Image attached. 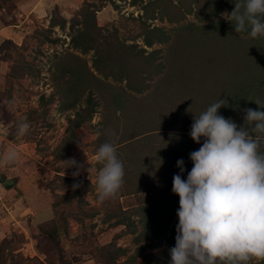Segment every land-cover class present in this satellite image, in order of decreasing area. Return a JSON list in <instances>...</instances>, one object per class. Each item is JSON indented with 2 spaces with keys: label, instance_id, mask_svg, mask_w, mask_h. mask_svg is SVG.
Instances as JSON below:
<instances>
[{
  "label": "rangeland",
  "instance_id": "rangeland-1",
  "mask_svg": "<svg viewBox=\"0 0 264 264\" xmlns=\"http://www.w3.org/2000/svg\"><path fill=\"white\" fill-rule=\"evenodd\" d=\"M230 2L214 12L211 0H0V177L8 180L0 178V264H170L179 217L164 229L157 211L179 201L177 161L186 180L189 154L203 143L175 112L192 97L201 107L224 100L226 118L249 95L264 102V37L235 32L222 15ZM213 24L228 33H206ZM209 61L213 71L201 68ZM21 119L30 125L24 136ZM105 142L125 177L115 198L100 201L96 153ZM13 148L18 159L8 165L2 157Z\"/></svg>",
  "mask_w": 264,
  "mask_h": 264
},
{
  "label": "clouds",
  "instance_id": "clouds-1",
  "mask_svg": "<svg viewBox=\"0 0 264 264\" xmlns=\"http://www.w3.org/2000/svg\"><path fill=\"white\" fill-rule=\"evenodd\" d=\"M234 4L233 11L222 15L235 32L250 29L252 38L264 37V0H234ZM254 101L261 110L245 109L243 125L219 114L225 105L222 99L195 114L190 136L198 144L203 138V143L189 154L193 167L186 180L182 178L185 162L177 161L180 174L173 177L172 192L179 196V223L170 264L264 260V102ZM29 130L26 120L18 121L17 135ZM2 159L13 165L18 151H6ZM96 163L101 165L96 178L98 199L115 198L124 184L125 168L114 143L98 148ZM79 174V169L73 172Z\"/></svg>",
  "mask_w": 264,
  "mask_h": 264
},
{
  "label": "trees",
  "instance_id": "trees-1",
  "mask_svg": "<svg viewBox=\"0 0 264 264\" xmlns=\"http://www.w3.org/2000/svg\"><path fill=\"white\" fill-rule=\"evenodd\" d=\"M134 1H137V0H134ZM200 1V0H199ZM227 1H229V0H211V5H212V11H214V12H217V11H220V9H222V8H224L225 6H227V4H226V2ZM231 2H230V4H229V9L230 10H234V8H235V4H234V0H230ZM202 9V8H201ZM65 21H64V23H62V24H57V25H59V26H61V27H65ZM224 25V24H223ZM212 27V28H211ZM191 28H194V27H189V29H191ZM210 29V31H208ZM213 29H214V31H216L217 32V34H220V33H222L223 34V32H226V33H228L227 31H225L224 30V27L222 26L221 28L219 27V25H216V24H213L212 26L210 25L209 27H207L206 28V30H207V32L206 33H212V31H213ZM242 33H244V34H250V29L248 30V31H244V32H242ZM161 35H163V34H161ZM221 35V34H220ZM220 35H218V36H220ZM164 37H165V35H163V37L162 38H160V40H162V39H164ZM48 39H49V41H56L57 39H55V38H50V36H48ZM73 41H74V44L77 46V47H80L79 45H80V43L78 42V39H73ZM154 42L149 38V37H147V39H146V44H148V45H152ZM90 47H93V45H91V46H89V47H85V48H82L83 50V52H86V50H88V49H91ZM262 47H264V42H262ZM261 52H263L264 53V51H260V53L259 54H261ZM185 61H186V66L189 68V66H192V60H186V59H184ZM195 66V65H194ZM212 66V63L209 61L204 67H201V68H205V69H210V70H214L215 68L213 67H211ZM199 69V68H198ZM180 74H183V73H181V72H184V73H186V68H181L180 70ZM193 74H196V72H194ZM184 76H187V75H183L182 77H184ZM188 78H189V80L191 79L192 80V77L191 76H187ZM124 79H123V77H122V79L121 80H119V81H123ZM262 81V80H261ZM261 81H259L257 84H259V83H262ZM196 90V89H195ZM197 92V91H196ZM217 97H219V96H217ZM220 97H225V99L227 98V97H229V96H223V94L222 95H220ZM242 96H240L239 98H241ZM194 97H192V98H188L187 99V101L186 102H188V103H186V105L183 103V105H184V107H185V109H184V111L183 112H175V117L177 116V123L179 124V125H181L182 126V129L183 128H186V129H188V128H191V125H192V123H193V121H194V117H193V119L191 118V119H188V118H190L189 117V115H191V114H200L201 112H203V111H205L206 109H207V107H208V103L207 104H205V105H202V107L201 106H199V104H200V102H197V100H195V99H193ZM253 99H255V98H252L250 95L248 96V101H249V104H247V103H245V102H241V103H243L244 105H243V108L241 107V108H238V110H237V112H236V117L237 118H240V117H243L244 118V115L246 114L245 113V109H247V108H252V109H259V110H261L260 109V106L259 105H257L256 103H255V101L253 100ZM228 100H230L231 101V99H228ZM232 100H234V99H232ZM240 101V100H239ZM187 106V107H186ZM229 106H230V104H228V105H226V106H224V107H222V108H220L219 109V114H221V115H223L225 118H226V115H225V112H226V110H227V108H229ZM187 108V109H186ZM92 111H94L93 109L92 110H90L89 111V113H87V115L88 116H91L92 115ZM178 114H181L182 115V117L180 118V120L178 121V119H179V115ZM81 115V114H80ZM192 117V116H191ZM234 118V115L232 114V120H234V121H236L237 120V118ZM85 118V117H84ZM84 118H81V116H79V117H77V119H76V121L77 122H79V121H81V120H83ZM175 120V121H176ZM71 122H73V120H70ZM237 123V122H236ZM242 123H244V119L242 120ZM4 182H7L8 180H4L5 179V176H1L0 177ZM178 200H173V201H170V202H165V203H162L161 204V207H159V210L157 211V214H159V216H161V219H157L158 221H157V227H159V226H161L162 228H164V227H167V226H169L170 225V221L171 220H173V215H174V213H175V211L177 210V204H178ZM164 213V214H163ZM179 223V218L177 219V221H176V223L173 225V233H176V225ZM156 229V228H155ZM165 229V228H164ZM165 232V231H164ZM164 232H156L153 236V238L154 239H157L158 237H161L162 235H164ZM58 234V231L55 229L54 230V232L52 233V236L53 235H57ZM175 237H176V235H173V238H169V243L171 244V245H175V243H176V241H175ZM150 245H146V246H143V248L145 247V248H147V247H149Z\"/></svg>",
  "mask_w": 264,
  "mask_h": 264
},
{
  "label": "crops",
  "instance_id": "crops-1",
  "mask_svg": "<svg viewBox=\"0 0 264 264\" xmlns=\"http://www.w3.org/2000/svg\"><path fill=\"white\" fill-rule=\"evenodd\" d=\"M22 24V22H20L19 23V25H21ZM18 24H15V26H16V29H17V31L16 32H19L20 30H19V28L17 27V26H19ZM16 38L18 39V36L16 35ZM5 169H6V167H4Z\"/></svg>",
  "mask_w": 264,
  "mask_h": 264
}]
</instances>
